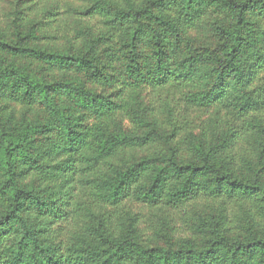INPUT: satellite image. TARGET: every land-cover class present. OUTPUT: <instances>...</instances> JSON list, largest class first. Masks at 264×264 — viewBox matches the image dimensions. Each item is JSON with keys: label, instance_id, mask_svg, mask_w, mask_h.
Wrapping results in <instances>:
<instances>
[{"label": "trees", "instance_id": "obj_1", "mask_svg": "<svg viewBox=\"0 0 264 264\" xmlns=\"http://www.w3.org/2000/svg\"><path fill=\"white\" fill-rule=\"evenodd\" d=\"M12 5L0 264H264V0Z\"/></svg>", "mask_w": 264, "mask_h": 264}, {"label": "rangeland", "instance_id": "obj_2", "mask_svg": "<svg viewBox=\"0 0 264 264\" xmlns=\"http://www.w3.org/2000/svg\"><path fill=\"white\" fill-rule=\"evenodd\" d=\"M12 6H13L12 0H0V15L2 13L7 12L9 9H11ZM127 203H128V208L130 209L131 213H138L141 216V221L139 223V227L141 228L142 236L144 238L149 237L152 233V230L149 227L151 224V222L149 221L151 219V217L148 216L146 206L139 204V203H136V202H131V201H129ZM206 204H212L211 206L219 207L218 202H209L207 200H200V201H198V203H196V205L201 209L204 206H206ZM192 206H193V204H191L187 207H184V208H182L181 211L176 213V219L174 217V219L171 220V222L174 224V226L176 228H178V226H180V224L182 222H185L186 220H188L191 217V215H192L191 210L197 211L196 208L191 209Z\"/></svg>", "mask_w": 264, "mask_h": 264}]
</instances>
